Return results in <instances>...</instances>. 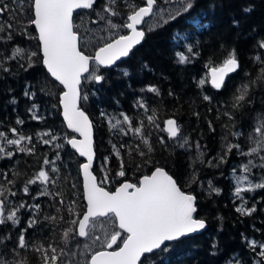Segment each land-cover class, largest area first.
Masks as SVG:
<instances>
[{
    "label": "trees",
    "instance_id": "trees-1",
    "mask_svg": "<svg viewBox=\"0 0 264 264\" xmlns=\"http://www.w3.org/2000/svg\"><path fill=\"white\" fill-rule=\"evenodd\" d=\"M145 1L131 0L135 4L134 9ZM161 1L156 0L155 5H159ZM5 2L9 3L10 7H16L15 0H0V4ZM104 2L105 0H96L97 11L99 5ZM192 3L193 7L188 11L180 8V15L175 19L167 17L153 26L143 24L145 37L129 56L114 66H100L99 74L105 77L103 81L96 83L85 80L84 76L88 73L83 76L81 94L87 95V100H81L80 106L94 121L96 161L93 170L99 181L107 174V184L101 185L113 190L124 180L138 183L143 174L160 166L174 177L183 190L197 198L195 216L204 219L207 227L172 242L168 251L144 254L139 264H229L230 261L235 264H255L256 260L263 258L258 255L259 245L253 251L249 242H264V188L243 191V199H238L232 174L234 167L238 172L241 164H246L253 158L256 167L252 168L250 178L254 183H259L264 177V168L260 167L262 162L255 155L241 156L236 149L225 157L224 163H220L218 157L224 155V145L229 142L239 143L241 149L247 152L249 145L246 137L254 126V118L258 112H264V86L259 83L251 90V103H246L239 109L231 107L237 88L255 79L259 71L260 65L254 62L253 58L260 55L264 59V49L256 47L257 42L264 39V0H192ZM134 9L126 7L125 0H118L117 10L121 15L114 17V22L123 24ZM25 12L26 15H23L21 20L23 28L27 29L26 33L18 34L23 30L18 28L13 40L0 42V50H3L5 55H9L15 46L38 52L33 67L25 70L16 61H7L5 67L9 71H0V131L6 133L8 138H14L15 134L9 130L15 128L18 134L32 137L30 143L24 141L21 146L34 147V152L29 154L17 151L19 146L8 145L6 151H13L15 154L12 157L0 158V180L3 179L4 173L8 174L7 179L12 180L14 175L16 179L15 186L12 187L16 195L10 199L16 205L25 203V207L18 212V225L13 226L8 222L7 225L0 226V236L11 233V241L6 242L8 249L15 247L16 237L27 228L33 215L32 209L27 205L40 204L43 212L48 215H57L55 207L62 208L63 221L45 226L42 231L29 228L25 233V239L28 241L39 239L46 245L49 239H54L59 246H63L62 232L75 227L68 223L69 219L77 218L76 215L69 217L64 208L74 200V213L81 215L85 209L79 170L82 159L65 140L66 135L69 137L73 134L67 131L60 115L58 102L62 87L50 77L42 65L35 28L27 24V20L31 19V12L27 8ZM3 20H8V14H5ZM81 20L89 28L96 30L93 36L104 37L103 40L95 42L94 46L81 48L88 54H92L97 47L117 36L107 37L103 22L90 23L97 20L92 10L75 11L74 25H79ZM178 34L181 39H175ZM185 42L192 44L193 51L199 52V55L191 57L190 63L177 64L174 52H184ZM232 49L236 50L240 67L225 77L221 89H216L209 80L208 69L222 64ZM93 68L95 64L92 63L91 69ZM124 70L128 75H123ZM202 80L203 84L200 83ZM150 85L159 88V95L141 91ZM41 88L45 91H40ZM25 92L35 95L26 96ZM205 96L211 97V100H205ZM139 100L146 104L147 115H151L153 109L156 110V123L159 128L147 122L144 109L136 107ZM33 106L34 112L31 111ZM102 112L117 118L120 113L127 114L132 118L133 128L138 126L139 120H144L143 136L150 139L154 151L141 157L135 146L140 145L142 151L147 149L140 137L133 135L131 131L128 135H123L116 129H110L108 120L101 115ZM225 112H230L234 119L229 120L223 115ZM34 115L40 118L34 119ZM168 118L176 119L181 128L180 137L187 138L190 146L181 148L176 142L177 138H169L168 134L162 131ZM17 120L23 123L17 124ZM225 125H228V128H225ZM48 131L58 137L52 144H44L38 135ZM229 131H239L243 135L233 137L229 135ZM161 137L163 144L160 143ZM48 138L44 136V139ZM197 142L199 149L195 147ZM56 144L61 147H55ZM121 145L125 147L122 148ZM129 148L132 150L129 151ZM116 150H119V156L116 155ZM201 152L203 155L199 156ZM45 157L50 161L54 160L59 168L56 174L49 171L50 177L57 182L56 185L49 184L48 188L52 193H61L64 206L59 204L60 197L55 200L52 196L33 199L41 191L39 182L29 185L27 194L23 192L25 182L40 170ZM209 161L212 162L211 165ZM48 167L45 165V170H48ZM121 170L126 174L124 177L117 175ZM193 172L199 178L197 183H191ZM208 181L221 190L219 194H209ZM242 203L246 208H255L256 211L251 215H241L236 208ZM50 205L55 207H49ZM105 220L106 218H97L101 224H104ZM116 230H119L118 227ZM100 237L104 238L103 230H100ZM87 241V238L77 237L73 245H70L78 253L77 259H80L79 253ZM76 243L81 247H74ZM117 243L119 245L120 241ZM98 249H101L99 244L92 245V251H89L87 256L90 257ZM25 255L29 264H40L38 253L21 250V257ZM10 258L11 253L7 252L5 259Z\"/></svg>",
    "mask_w": 264,
    "mask_h": 264
},
{
    "label": "snow or ice",
    "instance_id": "snow-or-ice-1",
    "mask_svg": "<svg viewBox=\"0 0 264 264\" xmlns=\"http://www.w3.org/2000/svg\"><path fill=\"white\" fill-rule=\"evenodd\" d=\"M15 3L16 7H10L7 2L0 4V42L6 43L13 40L17 29L23 28L21 17L26 15L25 9L27 8L31 12V19L27 20V24L34 25L38 30L36 38L40 42L41 62L46 66L48 73L66 89L62 92L60 103L63 106V115L67 121V126L82 137L81 139L72 137L67 143L73 149H76L81 157H87V162L81 165L87 206L82 218H79L80 214L73 212L72 204H75L74 200L64 208L69 217L76 215L77 218L69 219L68 223L75 227H70L62 232L63 246H59L54 239H49L46 245L39 239L28 241L25 239V233L29 228L42 231L45 226L55 225L59 221H63L62 208L50 205L49 207H55L57 215H48L43 212L40 204L27 205L32 209L33 215L28 221L27 228L23 229L16 237L15 247L8 249L6 243L11 241V233L0 236V250H3L0 251V264H29L26 255L21 257V250L25 252L31 250L38 253L40 264H138L144 254L153 253L154 251H168L172 242L204 229L206 221L197 219L194 216L197 211L196 196L182 191L176 180L163 167H154L150 175H143L139 179L138 184L124 181L115 191L111 192L100 186V184H107V174L98 183L97 178L90 171L95 153L92 139V122L79 106L81 100H87V95L81 94V77L84 73H88L87 76H84L85 80H92L96 83L103 81L105 77L99 74L100 66H113L122 57L129 56L133 47L145 37V31L138 30L137 26L144 22L145 17L159 15L164 9L158 8L154 12L153 8L156 0H146L145 7H139L138 10L132 11L123 24H117L113 18L121 15L117 10L118 0H105L104 3L99 5V11L96 8V0H27V4H25V0H15ZM125 4L129 9L135 8V4L131 0H125ZM182 7L183 11L191 9L193 7L192 0H184ZM77 9L92 10L97 17V20L90 21L92 24L103 22L104 27L109 31L127 28L131 30V34L119 35L111 42H104L103 46L99 47L94 55H86L81 48L86 49L90 45L94 46L95 42L103 40L104 37L93 36L92 34L96 30L89 28L83 20L79 25H74L73 12ZM245 11H250V9H245ZM5 14H8L7 21L3 20ZM177 15H180L179 11L175 14L170 13L169 18L175 19ZM81 29H83V32H81ZM103 30L100 29V31ZM26 31L27 29L23 28L18 34H25ZM175 39H181L179 34ZM193 47L192 44L185 42L184 52H174L176 63L181 65L190 63L191 57L198 56L199 52H194ZM256 47L264 49V39L259 40ZM37 56L38 52L20 46L13 47L9 55H5L4 51L0 50V71H9L5 67L7 61H16L21 68L27 70V68L33 67ZM253 59L254 62L260 65L259 71L255 79H251L248 83L241 84L237 88L231 102L233 109H239L246 103H251V90L255 85L259 83L264 86V59L260 55H256ZM90 63L95 64V68L91 71L89 69ZM239 67L240 62L236 50L232 49L227 53L226 58L219 67L210 69L212 85L216 89H221L224 86L225 77L229 73L235 72ZM123 75H128L126 70L123 71ZM200 83L203 84L204 81L202 80ZM40 91H45V89L41 88ZM141 91L159 95V88L154 85L141 89ZM25 95L34 96L35 93L25 92ZM204 99L210 101L211 97L205 96ZM136 107L144 109L147 122L159 128V124L156 123L155 109L152 110L151 115H147L148 109L142 100L136 102ZM31 111H35V106ZM101 115L108 120L110 129H116L123 135H128L131 131L133 135L140 137L147 149V151H142L140 145L135 146V150L141 157L148 156L154 151L150 139L143 136L144 120H139L138 126L133 128L132 118L125 113H120L119 118L114 115L109 116L105 112H102ZM223 115L229 120L234 119L230 112H225ZM33 118L40 117L34 115ZM254 120V126L246 137L249 145L248 151H243L239 143H226L224 145V155L218 157L220 163L226 162L225 157L232 153L233 149H236L241 156H258L262 161L260 167L264 168V112H258ZM22 123V121L17 120V124ZM165 124L166 128L162 131H165L169 138H177L176 142L181 148L190 146L187 138L180 137L181 128L175 119H168ZM209 124L211 126V122ZM225 128H228V125H225ZM9 131L15 134L14 138H8L6 133L0 131V158L12 157L15 154L13 151H6L8 145L19 146L17 148L19 152H28L29 154L34 152V147L21 146L24 141L30 143L32 137L18 134L15 128ZM38 135L44 144H52L53 141L58 139L51 131ZM229 135L238 138L243 133L229 131ZM44 136L49 138L44 139ZM181 139L183 140L182 143L180 142ZM224 139L226 140L227 137ZM160 143H164L163 137L160 138ZM55 147L59 148L61 146L56 144ZM121 147L125 146L121 145ZM195 147L200 148L198 142ZM131 150L129 148V151ZM116 155H120L119 150H116ZM202 155V152L199 153V156ZM57 159H59V156H57ZM208 163L211 165L212 162L209 161ZM45 165L49 166L48 170H45ZM121 167H123L122 160ZM239 167L242 170V175L236 179L235 195L242 200L241 193L243 191L264 188V177L261 178L259 183H254L250 178L252 168L256 167L252 159ZM49 171L56 174L59 172V168L54 160L50 161L45 157L40 170L33 178L25 182L23 192L27 194L29 185L39 182L41 191L33 199H37L39 196H52L55 200L60 197L59 204L64 206L65 202L61 193L49 191L48 185H56L57 182L56 179L50 177ZM235 172L236 168L234 167L233 173L235 174ZM7 175V173H4L3 179L0 180V226L7 225L8 222L15 226L19 224L18 212L25 207V203L21 202L16 205L10 199V197L16 195V192L12 191L16 179L14 175V178L9 180ZM117 175L124 177L126 174L121 170ZM198 179V176L193 172L191 183H197ZM243 183H247L248 187H241ZM72 187L74 188L75 185H72ZM208 190L209 194H219L221 191L219 188L214 187L211 181H208ZM236 211L241 215H251L256 209L246 208L242 203L240 207L236 208ZM97 218H106L105 223L98 225ZM117 227L119 230H116ZM109 228H111V231H109ZM98 230L104 232L103 241L100 236L96 235ZM77 237L87 238L91 241L90 244L85 243L83 245V250L79 253L80 259L76 258L78 253L73 250V247H70ZM118 240L122 246L118 245ZM94 244H99L105 250L94 251L89 258L87 253L92 251V245ZM113 245H117V250H106L111 249ZM257 245L260 248L258 255L264 258V242L256 240L249 242V247L253 251H255ZM74 247L80 248L81 245L76 243ZM7 252L11 253L10 259H5ZM257 264H264V259L258 261Z\"/></svg>",
    "mask_w": 264,
    "mask_h": 264
},
{
    "label": "water",
    "instance_id": "water-1",
    "mask_svg": "<svg viewBox=\"0 0 264 264\" xmlns=\"http://www.w3.org/2000/svg\"><path fill=\"white\" fill-rule=\"evenodd\" d=\"M146 6V1H145V3L144 4H142V5H140L139 7H145ZM139 7H137L136 9H134V10H138V8ZM154 9V8H153ZM78 10V9H77ZM77 10H74V12L75 11H77ZM133 10V11H134ZM74 12H73V15H74ZM131 14V13H130ZM129 14V15H130ZM148 17H145V19H144V22H145V20L147 19ZM130 22V21H129ZM144 22H142L140 25H138L137 26V29L138 30H143L144 31V29H143V24H144ZM34 26V25H33ZM34 28H35V26H34ZM75 30V29H74ZM35 31H36V34H37V36H38V30L35 28ZM131 34V30L130 29H127V31L125 32V33H123V34H120V35H130ZM118 36L119 35H117V36H115V37H113L112 39H114V38H118ZM112 39H110V40H108L107 42H111V40ZM144 39V38H143ZM143 41V40H142ZM141 41V42H142ZM39 42V41H38ZM140 42V43H141ZM139 43V44H140ZM138 45V44H137ZM137 45H135L134 47H133V49L137 46ZM101 46H103V44L102 45H100L99 47H101ZM99 47H97L96 49H95V51L92 53V54H88V53H86L85 52V54L86 55H94V53L98 50V48ZM132 49V50H133ZM82 50V49H81ZM131 50V51H132ZM39 51H40V42H39ZM83 51V50H82ZM41 54V60H42V53H40ZM130 54V53H129ZM124 58H126V57H122L120 60H118V61H116V63H115V65L118 63V62H120L122 59H124ZM43 65V64H42ZM91 65H92V63H90V65H89V69H91ZM221 65V64H220ZM219 65V66H220ZM114 66V65H113ZM219 66H215V67H219ZM43 67L45 68V70L47 71V69H46V66H44L43 65ZM103 67H111V66H103ZM212 67H209V69H208V75H209V80H210V82H211V78H210V69H211ZM47 73H48V71H47ZM49 75H50V73H48ZM87 73H84L83 75H82V77H81V82H82V79H83V76L84 75H86ZM50 77L54 80V81H56L55 80V78L54 77H52L51 75H50ZM58 84H59V82L58 81H56ZM60 85V84H59ZM61 87H62V90H61V92L59 93V102H58V104H59V108H60V115H61V118H62V120H63V122H64V125H65V127H66V129H67V131L68 132H70V133H72L73 135L72 136H70L68 139H67V141L69 140V139H71L72 137H75V138H77V139H81L82 137L80 136V134L79 133H77V132H75L72 128H69L68 126H67V121H66V119H65V117H64V115H63V106H62V104L60 103V99H61V95H62V92L63 91H65L66 89L64 88V86L63 85H60ZM79 106H80V104H79ZM80 108L85 112V114L87 115V117H88V119L92 122V139H93V147H94V143H95V138H94V121L92 120V118L90 117V115L88 114V112L86 111V110H84L81 106H80ZM168 119H175V118H168ZM167 119V120H168ZM166 120V121H167ZM176 120V119H175ZM178 124V123H177ZM164 126H165V128H166V124H164ZM69 145V147L82 159V161L80 162V165H79V170H80V177H81V184H82V191H83V200H84V204H85V209H84V211L83 212H85L86 211V206H87V200H86V194H85V189H84V176H83V169L81 168V165L83 164V163H86L87 162V157H81L80 155H79V153L76 151V149H73L72 147H71V145L70 144H68ZM94 159H93V163H92V167H91V169H90V171L92 172V174L97 178V182L99 183V180H98V177H97V175L95 174V172H94V170H93V167H94V164H95V161H96V152H95V147H94ZM156 167H160V166H156ZM165 169V168H164ZM153 170V169H152ZM151 170V171H152ZM166 170V169H165ZM151 171L149 172V173H146V174H143V175H150L151 174ZM142 175V176H143ZM169 175H171L170 173H169ZM142 176L139 178V179H141L142 178ZM172 176V175H171ZM173 177V176H172ZM173 179H174V177H173ZM175 180V179H174ZM124 181H128V182H130V183H134V184H138V183H135V182H132V181H129V180H124ZM124 181H122L121 183H123ZM121 183H119L113 190H110V189H108V188H106L105 186H103V185H101L100 184V186L101 187H105V189L107 190V191H115V189L117 188V187H119L120 186V184ZM177 185H178V183H177ZM179 186V185H178ZM180 187V186H179ZM180 189L182 190V191H185V190H183L181 187H180ZM185 192H187V191H185ZM188 193H190V192H188ZM192 194V193H191ZM194 195V194H193ZM83 212H82V214H83ZM82 214L80 215V217L79 218H82ZM194 216H195V214H194ZM195 218H197V219H202V218H199V217H196L195 216ZM206 227H207V222H206ZM205 227V228H206ZM204 228V229H205ZM204 229H201V230H198L197 232H195V233H198V232H200V231H202V230H204ZM191 234H194V233H191ZM191 234H189V235H191ZM188 236V235H187ZM120 245V244H119ZM120 246H122V245H120ZM98 250H105V249H103V248H101V249H98ZM98 250H96V251H98ZM106 250H108V251H112V250H117V247H112L111 249H106ZM93 254V253H92ZM91 254V255H92ZM147 254V253H146ZM90 255V256H91ZM143 257V256H142ZM141 257V258H142ZM90 258V257H89ZM138 264H139V262H138Z\"/></svg>",
    "mask_w": 264,
    "mask_h": 264
},
{
    "label": "rangeland",
    "instance_id": "rangeland-1",
    "mask_svg": "<svg viewBox=\"0 0 264 264\" xmlns=\"http://www.w3.org/2000/svg\"><path fill=\"white\" fill-rule=\"evenodd\" d=\"M183 3H184V0H162L161 2H159V5L158 4L155 5L153 11L156 12L158 8L164 9V11L161 12L159 15H153V16H150L149 18H147V20H145V23H144L145 26H148V25L149 26H151V25L153 26V25L157 24L160 20L166 19L167 17H169L170 13L174 14L180 8H182ZM115 23H117V22H115ZM117 24H119V23H117ZM103 27H104V24H103ZM104 29H106L107 37H113L114 35L123 34V30H125V32H126V28L115 29V30H112V31H109L105 27H104ZM67 136L68 135L65 136V140H67L70 137V136L69 137H67ZM256 158H259V157L256 156ZM241 175H242L241 168H240V170L238 172H235V174H232V177H233V180H234V183H235V188H236V179H237V177H239ZM241 187L247 188L248 185H247V183H243L241 185ZM97 223H98V225H100L102 222L101 221H97ZM96 235L100 236V230H98L96 232ZM101 239H102V241L104 240V238H101ZM87 243L90 244L91 241L88 240ZM259 251H260V248H259ZM258 261H260V260H256L255 264H257ZM229 264H235V263L233 261H230Z\"/></svg>",
    "mask_w": 264,
    "mask_h": 264
},
{
    "label": "flooded vegetation",
    "instance_id": "flooded-vegetation-1",
    "mask_svg": "<svg viewBox=\"0 0 264 264\" xmlns=\"http://www.w3.org/2000/svg\"><path fill=\"white\" fill-rule=\"evenodd\" d=\"M126 31H127V28H126ZM138 45H139V44H138ZM138 45H137V46H138ZM137 46H136V47H137Z\"/></svg>",
    "mask_w": 264,
    "mask_h": 264
},
{
    "label": "bare ground",
    "instance_id": "bare-ground-1",
    "mask_svg": "<svg viewBox=\"0 0 264 264\" xmlns=\"http://www.w3.org/2000/svg\"><path fill=\"white\" fill-rule=\"evenodd\" d=\"M92 70V69H91Z\"/></svg>",
    "mask_w": 264,
    "mask_h": 264
}]
</instances>
